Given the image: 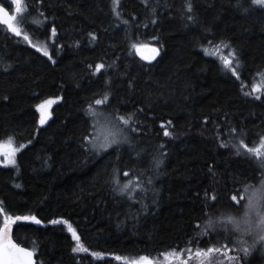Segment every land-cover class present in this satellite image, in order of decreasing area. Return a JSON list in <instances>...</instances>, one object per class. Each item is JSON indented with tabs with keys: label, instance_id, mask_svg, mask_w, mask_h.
I'll use <instances>...</instances> for the list:
<instances>
[{
	"label": "trees",
	"instance_id": "obj_1",
	"mask_svg": "<svg viewBox=\"0 0 264 264\" xmlns=\"http://www.w3.org/2000/svg\"><path fill=\"white\" fill-rule=\"evenodd\" d=\"M188 2L120 0L117 16L113 0H25L19 36L0 23V141L18 149L14 166L0 165V227L5 216L35 217L10 232L37 264H128L209 247L243 255L234 234H199L209 218L243 213V185L264 179L259 158L234 147L264 137V88L253 91L264 8ZM220 42L235 53V74L206 51ZM134 44L160 53L146 64ZM106 94L108 116L132 119L126 142L97 151L84 139L89 105ZM49 99L41 124L37 105ZM128 180L140 187L121 192ZM78 243L87 251L74 252ZM260 249L247 264H264Z\"/></svg>",
	"mask_w": 264,
	"mask_h": 264
},
{
	"label": "snow or ice",
	"instance_id": "obj_2",
	"mask_svg": "<svg viewBox=\"0 0 264 264\" xmlns=\"http://www.w3.org/2000/svg\"><path fill=\"white\" fill-rule=\"evenodd\" d=\"M252 4L255 6H259L264 8V0H251ZM120 3V0H113V10L117 16L120 15L119 11H116ZM15 5V13L9 14L7 8L0 4V23L7 26L8 30L15 33L16 35H20V29L17 27L16 21L18 20V14H22L24 12V8L22 6V0H11L9 7ZM187 7L189 10L192 9V4L189 0ZM247 11V9H245ZM189 20L192 19L191 16L188 17ZM53 35L56 33V28L53 27L51 29ZM28 39L27 36L24 37ZM155 39V37H153ZM30 42V41H29ZM35 47V45H33ZM137 51H140L142 48L147 47L146 45H133ZM43 50V49H41ZM151 51L153 53H158V49L152 48ZM45 55H48V52H44ZM141 55L143 53L141 52ZM232 56H235V53H232ZM51 58V57H49ZM145 59H152L153 57L145 56ZM223 63L225 67H228L232 70V72L236 73V68L232 67V59L230 58H223ZM104 68L103 64L96 65V71L99 72L101 69ZM259 86L254 85L253 91H258ZM250 94V93H246ZM58 99V98H57ZM108 99L107 94L104 97V100H96V104H102ZM259 99V97H257ZM55 101L53 99H49L44 101L41 105H37V108L41 110V119L40 123L43 124L47 119L50 113L46 112V108L49 107ZM89 114L93 116L94 123L97 127L94 129L96 133L93 136H87L84 139L89 140L92 143V147L95 148L97 151H101L107 148L112 147L113 145L119 147L122 143L127 141V137L124 135V129L122 126L118 124H111L110 122L106 124H102L100 121V117L103 115L102 113H98L95 109L89 105ZM119 121L123 122V125H128L129 120L132 119V114H128V117L125 118L124 116H120ZM170 123V122H169ZM232 131H235L233 129ZM164 134L166 136L171 135V133L165 129ZM226 146V145H224ZM5 147H8L10 150L4 152L6 157V163H15V160L12 158L18 149L11 147V137L7 142V145L4 143H0V150H3ZM21 148L24 147L23 145L20 146ZM237 148V154L240 152V148H244L248 153L254 154L257 158H259L260 167L264 168V137L260 138V143L255 147H249L247 144L244 143L243 140L239 142V145H234ZM125 176L128 173L124 174ZM114 179H116L114 177ZM151 182V181H149ZM117 183L119 180L117 179ZM132 184V180H128L123 186L120 188L121 192L126 191L129 186ZM136 187H140L139 183L136 184ZM207 195V194H206ZM213 201L215 197L212 198ZM233 201H236L239 204V200L236 195L231 197ZM240 200H245L244 204V211L239 216L229 213L224 216H218L216 218H209L205 221L204 227L201 230L199 235L203 236L206 232H212L215 234L217 231H223L226 234H238L237 239L233 241V243H239L244 245L246 241L243 239L245 235L253 236V243L247 247L242 246L240 248V252L243 253L242 256L239 254L231 255L232 249L228 248L227 252L225 253L224 259L228 261V264H247L248 259L252 255L253 249L256 247L257 243H259L262 247L260 249L261 254L264 255V179H261L258 184H244L242 191L240 193ZM4 212V209L0 207V213ZM35 220V217H9L5 216V222L3 227H0V264H34L33 262V252L29 249L22 248L18 244H16L13 239L11 238L10 233V225L15 220ZM39 223L40 221H36ZM55 223V221H53ZM66 223V222H65ZM69 230L73 233V238L79 242L80 237L76 234V231L69 226ZM223 247H227L224 245ZM73 251H87L82 245L78 243L77 247L73 248ZM183 251V250H181ZM221 249L209 247L206 251L204 250H197L195 253L196 257L201 256H209V254L213 252H220ZM96 255V253H93ZM165 257H168V254H164ZM176 258H179L177 256ZM117 260L123 259L122 257H116ZM128 264H155L153 260L146 256H142L139 260L130 261ZM182 264H187V261H183ZM223 264V261L220 262Z\"/></svg>",
	"mask_w": 264,
	"mask_h": 264
},
{
	"label": "rangeland",
	"instance_id": "obj_3",
	"mask_svg": "<svg viewBox=\"0 0 264 264\" xmlns=\"http://www.w3.org/2000/svg\"><path fill=\"white\" fill-rule=\"evenodd\" d=\"M10 3H11V0H0V4H3V6L8 9L9 14H13V13H15V5H12L11 7H9ZM24 3H25V0H22L23 8H24ZM23 13L22 14H18L19 18L16 21L17 27H19V29L21 28V25H22L20 20L22 18ZM27 34H29V32ZM25 36H27V35H23V37H25ZM27 37H28L27 40L30 41L29 43L31 44L32 47H33V45H35V48L43 47L42 45L38 44V42L32 40L31 37H29V36H27ZM133 49H134V47H133ZM206 51L210 55L220 59V62H223V58H230V59H232V63H233V61L235 62L234 56H232L233 52H232L231 48L229 46H226L225 43L220 42V43L215 44V45L207 46ZM255 85L259 86V89L260 88L261 89L264 88V70L257 77V81H256ZM101 100H104V99H101ZM104 103L99 104V105L94 103L93 106H92V108L95 109L98 113H102L103 114L100 117L101 123L102 124H106V123L110 122L111 124H114V125L118 124V125H120V126H122L124 128L125 126H123V122L122 121H119V119H118L119 117L108 116L107 115V113L103 110ZM48 108L49 107L46 108V112L47 113H49V109ZM39 117L41 118V110L40 109H39ZM91 118H92L93 126H94V129H95L97 127V125L94 123V119L95 118L93 116ZM95 134L96 133L93 130V135H95ZM8 141H9V139L1 140L0 143H4L5 145H7ZM11 147L15 148V145H14L12 140H11ZM9 150L10 149L8 147H5L3 150H0V165H2V166H14L15 165V163L12 164V163H6L5 162L6 157L4 155V152L9 151ZM12 158L15 160V155ZM135 184H134V182L131 184V188H130L131 191H135V189L137 188ZM4 222H5V219H4ZM3 225H4V223H3ZM3 225L1 227H3ZM10 231H11V225H10ZM222 233L225 236H229L230 235V234H226L223 231H222ZM9 234L11 235V232ZM237 235L238 234H234L235 240L237 239ZM243 239L246 241V243L244 245L236 243L237 248L239 249V251H240V248L242 246L247 247L249 245H252L254 237L253 236H249V235H245L243 237ZM257 247H262V246L259 243H257L255 248H257ZM196 252L193 251L192 254H189L187 256H181L179 254H172V255H168L167 258L165 256L163 258H157V259L154 260V262H155V264H182L183 261H187V264H220V262L223 261V264H228V261L224 259L225 255H223V256H219V255L210 256L209 255V256L196 257V255H195ZM177 256H179V258H176ZM140 257H142V256L131 258V261L139 260Z\"/></svg>",
	"mask_w": 264,
	"mask_h": 264
},
{
	"label": "water",
	"instance_id": "obj_4",
	"mask_svg": "<svg viewBox=\"0 0 264 264\" xmlns=\"http://www.w3.org/2000/svg\"><path fill=\"white\" fill-rule=\"evenodd\" d=\"M147 47H144V48H142L140 51H137V49L135 48L134 49V53H135V55H136V57L140 60V61H142V62H144V63H146V64H151L153 61H155L156 60V58L158 57V55H159V49L157 48V47H155V46H153V45H146ZM152 48H155V49H158V53H153L152 51H151V49ZM141 52L143 53V55H141ZM145 56H149V57H153L154 56V58H152V59H145L144 57ZM14 241V240H13ZM15 242V241H14ZM16 243V242H15ZM17 244V243H16ZM19 245V244H18ZM20 247H22V248H25L24 246H22V245H19ZM27 249V248H26ZM32 259H33V262H34V264H37L36 263V260H35V258H34V256L32 257Z\"/></svg>",
	"mask_w": 264,
	"mask_h": 264
},
{
	"label": "bare ground",
	"instance_id": "obj_5",
	"mask_svg": "<svg viewBox=\"0 0 264 264\" xmlns=\"http://www.w3.org/2000/svg\"><path fill=\"white\" fill-rule=\"evenodd\" d=\"M150 45V44H149ZM154 46V45H153ZM156 47V46H155ZM159 53H160V51H159ZM135 54V53H134ZM136 56V55H135Z\"/></svg>",
	"mask_w": 264,
	"mask_h": 264
}]
</instances>
